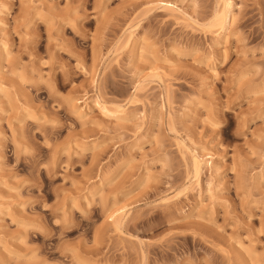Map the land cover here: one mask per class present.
I'll use <instances>...</instances> for the list:
<instances>
[{
    "label": "rangeland",
    "instance_id": "374dc122",
    "mask_svg": "<svg viewBox=\"0 0 264 264\" xmlns=\"http://www.w3.org/2000/svg\"><path fill=\"white\" fill-rule=\"evenodd\" d=\"M0 264H264V0H0Z\"/></svg>",
    "mask_w": 264,
    "mask_h": 264
},
{
    "label": "bare ground",
    "instance_id": "6f19581e",
    "mask_svg": "<svg viewBox=\"0 0 264 264\" xmlns=\"http://www.w3.org/2000/svg\"><path fill=\"white\" fill-rule=\"evenodd\" d=\"M160 2H162V3H164V5L165 6H169V7H172L171 9L173 10V11H180V9L177 7V6H175V4H173V3H171V2H166V1H160ZM225 7V10H223V12L220 14V18L222 19V24H223V22L224 21H226L227 20V18L228 17H232V13L230 12V8H229V2H226V6H224ZM182 11V10H181ZM182 13V12H181ZM218 18V17H217ZM219 18V19H220ZM223 26V25H222ZM107 105V104H106ZM106 105L104 104L103 105V107H104V111L106 112V113H108V112H111L107 107H106ZM113 113V112H112ZM114 114V113H113ZM115 115L117 116V117H123V112H116L115 113ZM195 153V152H194ZM193 153V154H194ZM198 155V154H197ZM197 155H195L194 154V165L193 166H195V170L197 171L196 173H198V175L201 173V171H202V167L200 166V159H199V157L197 156ZM200 176V175H199Z\"/></svg>",
    "mask_w": 264,
    "mask_h": 264
}]
</instances>
